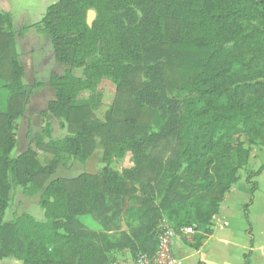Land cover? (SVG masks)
<instances>
[{
	"label": "trees",
	"instance_id": "trees-1",
	"mask_svg": "<svg viewBox=\"0 0 264 264\" xmlns=\"http://www.w3.org/2000/svg\"><path fill=\"white\" fill-rule=\"evenodd\" d=\"M174 1L57 0L38 23L16 32L6 31L11 19L0 13V259L112 264L113 252L151 256L164 218L193 250L212 235L250 146L264 148V83L249 82L256 78L246 69L250 60L263 62L264 78V0ZM30 28L50 41L56 62L70 66L49 77L55 95L43 114L61 119L69 135L54 141L48 128H28V148L11 157L29 95L15 41ZM248 55V62L238 60ZM103 79L114 83L115 95L98 122ZM82 91L89 96L80 98ZM153 125L145 140L138 138ZM121 146L133 167L119 173L109 164ZM97 148L105 164L98 173L52 179L58 161L84 164ZM38 151L53 157L50 165L38 161ZM17 188L38 196L44 221L28 214L4 220ZM131 221L137 227L110 242L107 235ZM183 228L193 233L185 237Z\"/></svg>",
	"mask_w": 264,
	"mask_h": 264
},
{
	"label": "rangeland",
	"instance_id": "rangeland-1",
	"mask_svg": "<svg viewBox=\"0 0 264 264\" xmlns=\"http://www.w3.org/2000/svg\"><path fill=\"white\" fill-rule=\"evenodd\" d=\"M56 1L57 0H0V13L7 14L11 19V28L9 30L7 29L6 31L16 32L22 27L31 26L38 23L41 20L46 8ZM178 1L179 0L174 1L177 6H179ZM94 17L95 12L93 10H89L87 12V23L89 25L94 20ZM244 23L245 22H243L242 25H244L246 29L250 28V25ZM254 26L257 27L255 24ZM35 33H37L39 37H36L34 35ZM44 38L45 37L43 35L39 34L35 30H30L27 31V33L22 38H16L15 41L16 52L19 54L18 61L21 64L24 72L21 83L24 87V92H29V95L27 97L25 114L17 121L16 145L11 153V157H16L24 149L28 148L30 141L29 138H27L28 128H30L32 134H34L40 133L41 129L46 127L50 130L51 139L54 141L62 140L64 137L69 135L66 130V126L61 124V119H54L50 115H43L47 112L48 104L54 100L55 95L54 90L48 84L49 77L53 72L57 73L58 75L63 72H60V68L58 67L59 65H56L53 59V51L52 48L50 49L49 47L50 41L47 38ZM45 40L48 41L49 44ZM232 45L237 47L240 46L239 43H233ZM250 58V55H248L245 59L238 60L240 62H248ZM246 69L250 76L256 78L251 79L249 82L254 83L256 81L264 83V78L260 77V72L263 69V62L260 64L250 60L246 66ZM73 74L76 77L81 79L83 78L82 69H73ZM35 84L39 85L36 86ZM97 93L100 97V105L94 114L98 122H104L108 117V113L114 99V83L108 79H103L96 89V94ZM89 94L90 93L88 91H82L79 94V97L87 98ZM93 94L95 95V93ZM168 96L176 97L177 93L169 92ZM155 130L156 127L153 125L148 131L144 132L145 134L143 136L141 135L138 138L144 139ZM242 141L244 142L245 147L249 146L247 143V136L244 135L242 137ZM102 153L103 152L100 148L95 149L93 154L86 160L84 164H80L78 160L73 159L70 160V162L65 166H62L60 165L61 161H58L56 163V169L52 179L58 177L74 178L80 174L98 173L105 167V164L102 160ZM259 157L260 162L264 163V151H262ZM37 159L42 165L48 166L51 164L53 157L38 151ZM109 167L119 173H121L124 169L132 168L133 162L131 153L123 150L122 146L121 148L115 147ZM24 193L25 191L23 192L21 188H17L13 192L8 203V208L4 215V220L9 221L22 214H30L33 216L34 220L44 221L43 210L40 208L38 203V196H26ZM81 220L90 230H99V227L95 221L87 217H82ZM215 221L213 219V227L215 226ZM159 226H169L167 219L164 218L162 222H160ZM136 227L137 224L134 221L128 223L126 222L122 224L120 231L112 232L107 236L109 237L110 242H116L118 241L121 233L130 234V232ZM175 235L177 236L175 240L177 242L175 247L176 256H178V259L182 261V264H203L200 263V259L207 262L208 264H222V247L219 243V235H217L214 240L212 239L210 241V246L207 250L203 249V251H205L201 253V258H198L199 256H196L193 250H186V247H184L186 245H184L182 237H179L176 233ZM182 235L187 237V234ZM207 237L208 236L203 237L200 246L205 241V239H207ZM128 256L129 255L127 253L114 252V261L112 264H116L120 260L127 259Z\"/></svg>",
	"mask_w": 264,
	"mask_h": 264
},
{
	"label": "crops",
	"instance_id": "crops-1",
	"mask_svg": "<svg viewBox=\"0 0 264 264\" xmlns=\"http://www.w3.org/2000/svg\"><path fill=\"white\" fill-rule=\"evenodd\" d=\"M30 30L35 29L30 28L28 31ZM34 35L39 37L37 33ZM49 47L52 48L51 44ZM55 63L59 65L60 72L63 71L60 75L53 72L52 75L55 76H61L69 67L56 61ZM250 148L248 164L239 170L236 183L224 196L218 214L214 218V221L217 220L215 226H212V235L208 236L197 250L183 245L186 250H193L198 258H201V253L208 249L210 241L219 235L222 264H264V163L260 162L259 157L264 148L260 146H250ZM176 244L175 241V255ZM179 261L182 264V261ZM200 263L208 264L201 259ZM0 264H21V262L8 257L0 259Z\"/></svg>",
	"mask_w": 264,
	"mask_h": 264
},
{
	"label": "built area",
	"instance_id": "built-area-1",
	"mask_svg": "<svg viewBox=\"0 0 264 264\" xmlns=\"http://www.w3.org/2000/svg\"><path fill=\"white\" fill-rule=\"evenodd\" d=\"M181 233L189 235L193 231L191 228H183ZM176 238L175 232L169 226H159L158 245L153 255L139 253L135 257L128 256L116 264H180L174 253Z\"/></svg>",
	"mask_w": 264,
	"mask_h": 264
}]
</instances>
